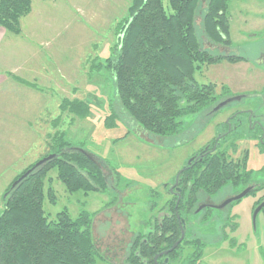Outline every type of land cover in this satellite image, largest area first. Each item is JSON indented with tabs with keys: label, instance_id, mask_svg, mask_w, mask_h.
<instances>
[{
	"label": "rangeland",
	"instance_id": "rangeland-1",
	"mask_svg": "<svg viewBox=\"0 0 264 264\" xmlns=\"http://www.w3.org/2000/svg\"><path fill=\"white\" fill-rule=\"evenodd\" d=\"M43 1L47 4L34 5L33 15L25 20L23 29V39L36 54L34 63L29 60V71L14 75L11 95L7 91L8 94L0 93L3 104L6 99H13L14 103L12 121L7 111L13 105H0V214L4 210L7 189L17 177L54 155L52 138L56 133H63L74 148L84 150L106 166L109 189L88 195L71 194L54 170L45 180V189H54L56 202L51 204L46 198V215L52 220L68 210L76 219L82 211L90 213L98 252L95 264H129L131 249L139 235L154 230L161 210L173 200L166 185L175 184L178 173L191 159L194 161L189 167L201 161L208 153L202 152L206 147L212 150L215 138L218 136L219 140L225 133L223 122L232 112L211 115L213 106L185 116L180 119L184 130L176 137L147 133L120 110L112 75L96 68L98 64L105 66L106 59L117 48L119 27L128 18L133 0ZM206 7L205 2L196 18L201 48L213 55H234V50H238L250 61L233 65L237 62L224 60L204 65L196 71L194 79L199 84H215L218 94L224 90L235 95L241 88L249 89L252 85L254 66L251 63L255 55L251 35L264 34V30L256 28L264 24V0L229 1V52H224L223 45L213 44L206 38L203 29ZM18 47L16 44L14 50L19 51ZM74 100L90 105L88 117L80 118L60 110L63 101ZM110 108L117 112L120 120L115 129L108 130L104 120ZM259 109L264 113V104ZM244 133L246 135L247 131ZM251 135L248 133L246 137H249L243 141L237 140L235 152L230 146L238 135L228 136L224 149H228L233 160L241 159L243 152L249 151L247 170L251 172V183L261 185L262 189L225 210H203L191 219L193 242L205 241L200 260L193 264H264V210L259 213L256 225L253 224L256 204L264 198V148L256 146ZM241 191L242 188L228 184L208 194V199L218 205ZM200 195L205 198L207 193ZM201 202L204 200H198L193 211L204 205ZM225 213L234 215L230 220L234 226L227 231L224 230L228 221ZM183 252L178 264L186 263L185 255L191 250L185 248Z\"/></svg>",
	"mask_w": 264,
	"mask_h": 264
},
{
	"label": "trees",
	"instance_id": "trees-1",
	"mask_svg": "<svg viewBox=\"0 0 264 264\" xmlns=\"http://www.w3.org/2000/svg\"><path fill=\"white\" fill-rule=\"evenodd\" d=\"M229 1H132L129 16L119 27L121 34L117 48L112 50L105 66L98 64L96 68L107 70L112 75L115 100L120 110L147 133L163 138L176 137L184 130L181 118L212 108L229 96V92L224 90L218 94L213 83L199 84L194 79L196 71L204 65L226 60L223 55H213L201 48L202 41L196 25L200 9L206 2L203 20L206 38L216 45H230ZM31 10L32 0H0V27L11 35H21V20ZM228 60L237 62L231 58ZM60 110L85 118L89 116L91 107L87 102L78 100L63 101ZM119 120L117 112L110 108L104 125L108 130L115 129ZM227 137L222 138L214 152L206 154L203 160L192 164L181 175L183 194L179 211L182 204L193 210L203 197L200 193L210 195L228 184L242 190L253 185L251 172L247 170L249 151H244L241 159L233 160L228 149H224L229 142ZM242 138L244 136L231 141L233 152L237 150V140ZM52 142L55 158L37 168L15 188L12 189L11 185L5 193L4 210L0 214V264L96 262L98 252L93 239L92 215L82 211L74 219L68 210H64L51 220L46 215L44 203L47 198L55 204L56 198L52 187L45 189V180L50 172L56 170L57 179L69 193L83 192L88 195L108 190L107 179L96 163L99 161L90 159L92 156L83 153L82 149L74 148L65 134L56 133ZM259 189H262L261 185L251 193ZM263 200L256 205L259 206ZM169 207L174 213L175 199ZM176 223L174 215L163 220V237L167 245H171L175 236L179 235L175 231ZM143 239L147 240V244ZM203 242H185L172 253L171 258L182 259L186 248L191 250L185 255L186 263H196L201 258L205 246ZM160 250L156 230L140 234L128 262L154 264L153 258Z\"/></svg>",
	"mask_w": 264,
	"mask_h": 264
},
{
	"label": "flooded vegetation",
	"instance_id": "flooded-vegetation-1",
	"mask_svg": "<svg viewBox=\"0 0 264 264\" xmlns=\"http://www.w3.org/2000/svg\"><path fill=\"white\" fill-rule=\"evenodd\" d=\"M262 20H264V19H262ZM256 28L259 30L260 29L264 30V24H259ZM251 37H254L252 39L253 40L252 41V43H253L252 47H253L254 55H255V58L252 59V63H251V65L254 66V70H252L253 73L251 72V74H252V85L249 89L248 88H241L240 91H238V93H236L235 95H229V96L224 97L212 108V112L210 113L211 115H215L217 112L221 113L223 111H231L232 113L223 122L225 133H223L220 136L219 140L217 139L218 136L215 138L216 142L214 143L212 150L209 151L210 149L208 146L202 152L206 151L208 153H211V152L215 151L219 145V142L222 140L223 136H226V134H228V133H234V134L238 135L237 137L244 136V138L240 139L242 141L249 137V136L246 137V135H248V133H252L253 135H251V138H252L251 140H253V143L258 147L264 148V113H261L260 109H259L264 104V34H253V35H251ZM223 47L225 48L224 52L230 51V49H227L229 47V45L223 44ZM234 51H235L234 55H223L224 57H226L225 61L228 62V59L231 58V59L237 60V63H235L233 65H237V64H240L242 62H244L245 64L249 63V61H250L249 58L243 57L242 54L238 50H234ZM231 99H235V100L233 102H229ZM224 103H227V104H225V106H223L221 109L216 110L220 105H222ZM245 130L247 131L246 135H244ZM240 140H238V141H240ZM251 140H247V142L251 141ZM208 153H206V154H208ZM201 160H203V159H201ZM96 163L100 167L101 171L103 172V175L107 179V183L109 184V179L106 177V173H105L106 166L101 162H96ZM108 175H110V173ZM255 186L256 185H250L248 187H254V190H255V188H256ZM178 187H180V189H181L180 199L177 196L178 193H176L177 188H174L173 191H170V185H166V187H165L167 190V193L173 197V200L175 199V207H174L175 212L173 213V211H170L169 203L173 202V200H171L165 205L166 208L164 210H161L160 218H156L155 225L157 224L158 227L154 226V230L157 231L159 247L161 248V250L155 256L170 250L178 242V240L180 239L181 234H182V225L180 223L182 219H184L186 222V235H185L183 241L179 244V246L174 251H177V249H179V247L185 242H187V243L193 242V237H194L193 236V229L189 227V224L191 222V219H193L194 216L200 214V213H197L199 208L203 207L204 211H207V210H209V211L210 210L221 211V210L217 209L216 207L222 205L226 201L225 200L221 204L214 205V204L209 202L210 200L208 199L209 196L207 194V196H205V198L203 197L201 199V201L204 200V203H202V202L200 203V204H204L203 206L198 207L197 209H195L193 211V210H190L189 206L182 204L181 205V211H179L180 203L182 201V194H183V185L181 183V180H180V184ZM108 189H109V185H108ZM228 199H230V198H228ZM232 204L229 206H232ZM222 210H225V208ZM206 214H208V213H206ZM212 214L213 213H210L208 215H212ZM221 214H224V213H221ZM172 215H174L176 217L177 226H176L175 231L179 232V235L175 236L174 242L171 245H167V242L164 243V237H163L164 231H165V227L163 225V220L167 217H171ZM233 216H234L233 213H225L224 217L226 218V221L228 220L224 226L225 231H227L228 229H232V226H234V224H232L233 222L230 221L231 219H233ZM92 221H93V219H92ZM156 227L159 229H156ZM153 231H151V232H153ZM176 232H175V234H176ZM146 234H148V233H146ZM166 238L168 239V235L166 236ZM224 238H226V235L224 237H222V239H224ZM143 241L145 244H147L146 239H143ZM172 253L168 254L167 256L160 257L157 261H155V256H154V258H153L154 264H163L167 258L169 259L168 264H178L179 259H172L171 258ZM144 262L146 263V261H144ZM179 264H186V263L180 261Z\"/></svg>",
	"mask_w": 264,
	"mask_h": 264
},
{
	"label": "crops",
	"instance_id": "crops-1",
	"mask_svg": "<svg viewBox=\"0 0 264 264\" xmlns=\"http://www.w3.org/2000/svg\"><path fill=\"white\" fill-rule=\"evenodd\" d=\"M37 3H40V5L43 6L44 4H47L43 0H32V8ZM32 15L33 12H31L29 16L21 20L22 34L18 37L14 38V35L7 33L5 29L0 27V93L1 94L2 92L7 91L11 95L12 92L14 91V75H16V73L18 72H23L26 70L29 71L30 69L29 64L27 65V62L29 60L32 59L31 62L34 63V57L36 54L35 52H33L32 49H30L29 44L23 39L24 36L23 29H24L25 20L30 18ZM14 44L15 45L19 44L18 47L19 51L17 49L14 50L15 47ZM7 92L5 94H8ZM4 104L13 105L12 106L13 108L7 111V113L10 112L11 114L14 112L13 99L12 100L6 99ZM4 104H3V99H1L0 97V105H4ZM8 118H10V121H12L11 120L12 114Z\"/></svg>",
	"mask_w": 264,
	"mask_h": 264
},
{
	"label": "water",
	"instance_id": "water-1",
	"mask_svg": "<svg viewBox=\"0 0 264 264\" xmlns=\"http://www.w3.org/2000/svg\"><path fill=\"white\" fill-rule=\"evenodd\" d=\"M235 99H231L229 102H233ZM225 104L227 103H224L222 105H220L216 110H219L221 109L223 106H225ZM83 153L87 154L84 150H81ZM55 158V155H50L48 156L47 158L41 160L39 163H37L35 165V167H33L31 170H29L25 175H23L18 181H16L13 185H12V189L15 188L22 180H24L25 178H27L33 171H35L37 168L41 167L42 165H44L45 163L51 161L52 159ZM90 159H92V157H90ZM194 161V159H191L188 163V166L187 167H183L181 169V171L178 173L177 177H176V182L173 186H170V191H173L174 188H177L176 189V193L177 196L181 197V189L179 186L180 184V179H181V175L187 170V168L189 167V165H191V163ZM254 190V187H247L246 189H244L240 194L226 200L222 205L216 207L217 209L219 210H222L226 207H228L229 205H231L232 203H235V202H238V201H241L242 199H244L245 197H247L248 195L251 194V192ZM264 209V201L259 205L257 206V208L255 209L254 213H253V224L256 225V219L259 215V213ZM203 210V207L199 208L197 213L202 211ZM181 225H182V234H181V237L180 239L178 240V242L168 251L166 252H163L157 256H155V261H157L160 257H163V256H167L168 254L172 253L178 246L179 244L183 241L185 235H186V222L184 219L181 220ZM169 262V259L167 258L163 264H168Z\"/></svg>",
	"mask_w": 264,
	"mask_h": 264
}]
</instances>
